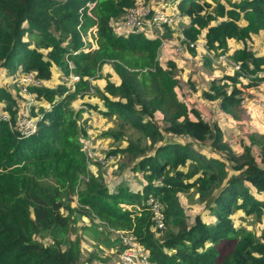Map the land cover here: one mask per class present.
I'll return each mask as SVG.
<instances>
[{
    "label": "trees",
    "instance_id": "trees-1",
    "mask_svg": "<svg viewBox=\"0 0 264 264\" xmlns=\"http://www.w3.org/2000/svg\"><path fill=\"white\" fill-rule=\"evenodd\" d=\"M162 1L174 4L185 18L181 33L187 41L202 39L213 53L228 51L229 41L241 44L226 53L238 68L210 80L201 92L231 115L244 98L242 88L264 81L259 75L264 51L249 47L258 33L264 35V0ZM134 6L135 0H0V68L10 79L0 85V264H92L91 256L80 258V239L69 237L72 211L89 218L82 232L104 235L103 244L109 229L132 234L150 264H264V226L256 234L231 218L237 211L260 220L264 213V134H249L240 151H233L215 120H204L181 101L177 67L172 61L162 67L156 59L162 37L172 30L165 27L150 37L115 31L112 22ZM89 29H94L93 48H85L81 36ZM104 65L115 83L101 72ZM52 68L61 78H72L71 85L51 84ZM27 73L35 82L25 84V98L18 101L19 77ZM99 78L102 87L91 84ZM88 91L100 104L83 106L147 140L140 146L139 139H128L107 153L133 162L132 170L142 176L139 192L123 185L108 188L86 169L79 140L86 133L76 121L80 110L69 102ZM20 108L33 131L18 127ZM155 113L161 116L160 128ZM163 133L206 143L210 155L181 138L164 140ZM121 134L105 133L115 140ZM189 190L203 214L187 224L177 194ZM72 194L79 208L69 207ZM149 197L162 206V229L153 228ZM93 216L100 222L93 223ZM99 224L102 231L96 229ZM221 241L231 242L223 256Z\"/></svg>",
    "mask_w": 264,
    "mask_h": 264
},
{
    "label": "rangeland",
    "instance_id": "rangeland-1",
    "mask_svg": "<svg viewBox=\"0 0 264 264\" xmlns=\"http://www.w3.org/2000/svg\"><path fill=\"white\" fill-rule=\"evenodd\" d=\"M222 3H225V0H219ZM237 1V0H231ZM146 5L151 7H175L174 4H171L168 1L162 0H135V9H140ZM176 8V7H175ZM153 28H144L143 34L147 37L150 36H159L164 33L166 28L171 29L168 25L154 26ZM166 27V28H165ZM94 29L88 30L86 34H81L84 46L93 48L95 47V42L93 39ZM120 29H115V31H120ZM172 32L165 37H162V43L158 50L159 63L162 67H165L168 61H172L177 68L175 71L178 84L176 91L178 98L181 101H184L189 108H194L198 111L201 117L210 122L214 119L215 122L220 124V128L223 129V140L227 142L233 151H240L239 143L241 141H247V136L251 133H261L264 134V112L251 108L248 103L253 96H261L263 90V83H259L252 87H243L242 96L246 97V103L240 104L233 109L231 115L221 112L217 106L216 101H208L201 96V92L206 90L209 84V81L221 77L222 75L231 74L232 69L228 64H215L212 62L211 57L215 58L217 53L209 52L210 56L204 52L203 45L201 46V40H198L197 50L190 52L188 47L184 46V42L178 38V31L176 29H171ZM122 31H124L122 29ZM177 36V37H176ZM249 47L256 52H262L264 50V35L258 34L249 41ZM84 48V49H85ZM230 48L228 51L230 52ZM220 53V52H219ZM205 61H210V64L206 65ZM165 65V66H164ZM108 65L102 67L101 72L106 75L109 73L108 79L116 82V78L112 76V73ZM53 77L51 84L58 83V81H63L66 85H71L72 78H61L59 72L52 68ZM108 75V74H107ZM248 80L243 79L242 83H247ZM9 85L10 79L9 75L4 71L3 68H0V85ZM91 84L95 86L102 87L104 84V79H94L91 80ZM10 88V87H8ZM9 91H11L9 89ZM13 95V93L11 91ZM25 98L24 94L17 95L18 101ZM84 102L100 104V100L93 95L90 91L87 94H84L82 97L77 95L75 98L71 99L69 102V107L73 110H80V113L77 115V123L79 127L85 130L86 135L80 136V146L81 148L85 146L86 152V169L92 175L99 176L102 183L110 187H116L118 185L128 186L131 191L139 192L141 190L142 176L139 171H133L132 166L133 162L130 159L123 158V154H107L108 151L115 148L116 146H124L126 141L129 139L131 141H136L139 139V145H147V140L139 136V134L133 129L122 126L119 129L117 121L111 116H100L94 111L92 112L85 105ZM81 106L83 108H81ZM192 117V115H191ZM154 120L157 125L162 127L161 116L159 113L154 114ZM108 131L122 132L118 140H115L109 135H105ZM165 138L164 140H175L180 141L181 137H176L179 139L171 138L172 135L163 133ZM183 141H188L192 144V147L199 152L208 153L209 149L206 143L200 144L196 142H191L186 138H181ZM86 141V143H82ZM182 142V141H180ZM89 147L86 150V146ZM252 153L254 156L257 155V149L253 147ZM210 155V154H209ZM86 180V176H82ZM80 186V185H79ZM78 186V187H79ZM180 205L183 208L185 220L187 224H190L193 220V217L196 214H203V205L199 203L196 199V195L191 191L177 194ZM69 207L71 209L79 208L76 197L72 194L69 198ZM62 214L68 215V210L60 209ZM69 228H72V232L69 233L70 239L75 237L79 238V250L80 258L82 260L87 259L91 256L92 264H119L118 259V242H114L115 239H118L117 235L119 232L117 229H109L105 232L107 244H103L102 240L104 235L88 233L85 234L82 232V227H88L90 225L89 218L85 216H76L75 211H72L69 214ZM204 218V217H202ZM232 222L238 225L250 229L256 234L259 233L260 229L264 226V213L262 214L260 220H255L252 216H246L242 212H234L231 215ZM100 221L93 216V223H99ZM102 226L100 224L97 226L98 231H102ZM158 233V232H156ZM231 242L221 241L219 242L218 248L221 256L227 253L229 250Z\"/></svg>",
    "mask_w": 264,
    "mask_h": 264
},
{
    "label": "built area",
    "instance_id": "built-area-1",
    "mask_svg": "<svg viewBox=\"0 0 264 264\" xmlns=\"http://www.w3.org/2000/svg\"><path fill=\"white\" fill-rule=\"evenodd\" d=\"M184 17L179 14L177 9L175 7H170L168 10V7H151L146 5L143 8L135 9V6L133 8H130L126 10V13L124 14L123 18L119 21H113V25L116 27V29H120L118 33L121 32H130V31H142L144 28H153L154 26H160V25H168L171 29H176L178 31V38L182 41H184V46L188 48H196L198 41H187L182 33H181V24L184 22ZM122 29L124 31H122ZM143 32V31H142ZM158 53L156 56V59L159 60ZM211 60L215 64H228L230 65L231 69H237L238 65L231 62L226 54L223 52L217 53L215 58L211 57ZM160 62V61H159ZM259 75H264V71L259 73ZM73 79H76V77H73ZM35 82L32 79V75L22 74L19 77L18 86L23 94H26V87L25 84L27 82ZM264 85V81L262 82ZM264 92V87L262 90V93ZM246 97L242 98L240 100V104L246 103ZM250 107L257 108L260 111L264 112V93L261 96H253L250 100V103H248ZM26 111L25 109L20 108L19 109V117L17 119V125L18 127L23 128L25 131H33L32 123L29 121V119L26 118ZM3 120H7V117L5 115H2ZM82 143H86V141H82ZM89 147V145L86 146V150ZM80 150L86 154L85 146L81 148ZM147 202L150 204L151 212H152V220H153V228L155 229H162V215H161V209L162 206L157 202L154 201L151 197L148 198ZM118 231V230H117ZM118 244L120 246V249L118 251V259L119 264H150L148 252L143 249L135 240L132 234L122 231L119 232L118 235Z\"/></svg>",
    "mask_w": 264,
    "mask_h": 264
},
{
    "label": "crops",
    "instance_id": "crops-1",
    "mask_svg": "<svg viewBox=\"0 0 264 264\" xmlns=\"http://www.w3.org/2000/svg\"><path fill=\"white\" fill-rule=\"evenodd\" d=\"M258 34H262V33H258ZM257 34V35H258ZM201 40V46L203 45V47H204V52H206L209 56H210V51H208L206 48H205V46H204V42H203V40L202 39H200ZM198 45H200V43L198 44ZM197 45V46H198ZM239 45L241 46V44H238V43H235V42H233V41H229L228 42V47L231 49L230 51H232L233 49H235V48H238L239 47ZM197 46H196V48H194L195 50H197ZM264 51V50H263ZM262 51V52H263ZM256 52V51H255ZM262 52H257V53H262ZM160 64H162V63H160ZM165 66V65H164ZM178 68V67H177ZM176 94H177V91H176ZM177 97H178V94H177ZM252 109L254 108V107H251ZM256 110H258L257 108H255ZM260 111V110H259ZM214 120H216V119H214ZM217 124H218V126H220V124L217 122ZM221 131L223 132V129L221 128Z\"/></svg>",
    "mask_w": 264,
    "mask_h": 264
}]
</instances>
